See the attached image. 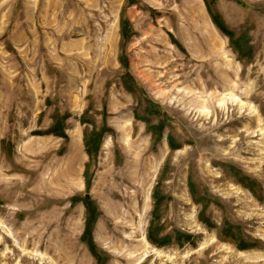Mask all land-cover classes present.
Returning <instances> with one entry per match:
<instances>
[{
  "label": "rangeland",
  "instance_id": "rangeland-1",
  "mask_svg": "<svg viewBox=\"0 0 264 264\" xmlns=\"http://www.w3.org/2000/svg\"><path fill=\"white\" fill-rule=\"evenodd\" d=\"M206 1L239 52L204 0H0V264H264V0Z\"/></svg>",
  "mask_w": 264,
  "mask_h": 264
},
{
  "label": "trees",
  "instance_id": "trees-1",
  "mask_svg": "<svg viewBox=\"0 0 264 264\" xmlns=\"http://www.w3.org/2000/svg\"><path fill=\"white\" fill-rule=\"evenodd\" d=\"M208 11L211 15L212 21L213 23L217 26V28L224 33L225 35H228V37H230L231 41L233 42L232 47H234L238 52V43L237 41H235L234 35L233 33H231L229 30H227V28L225 27L224 23L220 20V18L215 15L212 10L210 9V7L207 4V1L204 0ZM127 21L124 20L122 22V36L124 37L125 40H127L129 38L128 36V30H129V26L127 25ZM124 65H126V61H124ZM128 76V80L130 81H134V78L129 74ZM130 90V89H129ZM81 123L83 125L85 124H90V121H88V119L86 117H82L81 119ZM66 129V125H65V119L61 118L59 116L54 117V125L52 126V128L48 131L47 134H51L53 136L65 139L66 141L68 140V136L66 135L65 132ZM103 132L104 129L101 131H92L89 132V130L85 131V147H86V151L87 154L89 155L90 159L94 160L95 157L98 155V150H99V145L100 142L102 140L103 137ZM90 167V164H88L86 166V170L84 173V176L86 177V183H87V187H91V178L88 177V169ZM239 183L244 185L245 187H248L249 185H247V181L246 179H241L239 180ZM250 188V187H248ZM251 189V188H250ZM76 200H80V199H76ZM82 201H84L85 205H86V226H85V230L84 233L82 235L81 241L89 248L90 252L92 253V255L98 259L99 263L101 262V260H103L102 258V253L98 251V248L94 242V238H93V230L94 227L98 221V217H99V211L97 206L95 205L94 202H92L91 200L87 199V198H83ZM163 203V198L160 196L159 194V189L155 191V195H154V209L152 212V219L150 221L149 224V228H148V240L153 243L154 245H156L157 247H165L167 245H169V239L168 237H165L162 235V229L161 226L159 225V223H156L159 221V211L161 209ZM231 237L233 238V235L231 234ZM190 238V237H187ZM239 248L241 250H246L249 248L248 245L245 244H240Z\"/></svg>",
  "mask_w": 264,
  "mask_h": 264
},
{
  "label": "water",
  "instance_id": "water-1",
  "mask_svg": "<svg viewBox=\"0 0 264 264\" xmlns=\"http://www.w3.org/2000/svg\"><path fill=\"white\" fill-rule=\"evenodd\" d=\"M89 197H90L89 195L86 196V198H89Z\"/></svg>",
  "mask_w": 264,
  "mask_h": 264
}]
</instances>
